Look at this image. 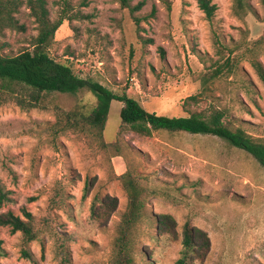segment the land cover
<instances>
[{"label":"rangeland","instance_id":"374dc122","mask_svg":"<svg viewBox=\"0 0 264 264\" xmlns=\"http://www.w3.org/2000/svg\"><path fill=\"white\" fill-rule=\"evenodd\" d=\"M68 1L72 19L59 28L51 53L81 77L127 92L161 115L224 109L231 127L264 138L262 0H212V19L197 0H131L143 2L134 14L121 0ZM49 5L53 19L64 14V0ZM20 18L27 30L0 37L5 52L31 48L34 17L23 8ZM95 102L87 90L47 94L37 108L0 98V181L13 198L0 213L25 218L28 211L37 231L27 243L21 232L0 226V264H114L117 225L130 201L120 178L127 172L147 202L137 264H178L187 222L211 240L206 259L193 264H264V166L253 155L211 134L135 133L122 123L118 100L102 136L57 123L62 111H87ZM108 195L119 205L101 225L91 206ZM161 214L176 219L174 239L158 235Z\"/></svg>","mask_w":264,"mask_h":264},{"label":"trees","instance_id":"16d2710c","mask_svg":"<svg viewBox=\"0 0 264 264\" xmlns=\"http://www.w3.org/2000/svg\"><path fill=\"white\" fill-rule=\"evenodd\" d=\"M65 1L64 14L53 19L49 0H0V37L8 30L26 32L27 24L20 18L23 8L29 10L34 17L37 34L32 38L31 48L16 53L5 52L6 43L0 42V98L12 100L25 108H37L43 105L47 94L53 92L77 94L87 90L96 102L90 110L62 111L57 123H65L64 130L81 132L95 131L102 136L111 104L114 100L124 103L121 110L122 123L129 125L138 134L150 136L154 131H185L192 134H211L227 140L235 147L246 150L264 166V138H256L242 127H231L226 122L227 113L224 109L214 108L209 113L196 112L189 116H167L157 112H149L141 102L127 92L118 94L99 81L81 77L70 61H61L51 53V45L65 19H72L69 12L71 4ZM199 7L212 19L218 9L212 0H197ZM124 7L132 13L141 8L143 2L132 6L131 0H121ZM264 6V0H262ZM137 25L140 18L135 16ZM259 73L264 81V69L259 65ZM216 69L215 74L221 72ZM189 100L198 101V96H190ZM120 155V154H117ZM129 193V204L121 216L116 229L114 242V264H137V237L140 226L147 218V202L144 188L139 185L128 172L120 175ZM90 184L85 187V196ZM11 191L0 181V204L13 201ZM119 202L115 196L108 195L97 198L91 206V217L95 222L105 225L117 211ZM32 213L25 211V218L9 210L0 213V226L10 227L12 232H21L28 243L37 237ZM159 236L173 239L177 221L170 214H161L156 219ZM148 223H150L148 221ZM151 224V223H150ZM183 249L178 264H193L204 261L211 249V240L206 231L186 223L183 229ZM0 254L2 249L0 247ZM31 257L29 251H24ZM63 264V263H61Z\"/></svg>","mask_w":264,"mask_h":264}]
</instances>
